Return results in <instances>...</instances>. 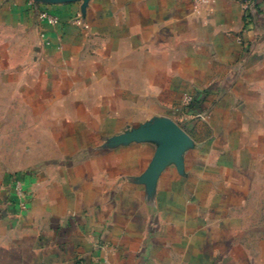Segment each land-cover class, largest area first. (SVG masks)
I'll return each instance as SVG.
<instances>
[{"label": "crops", "instance_id": "crops-1", "mask_svg": "<svg viewBox=\"0 0 264 264\" xmlns=\"http://www.w3.org/2000/svg\"><path fill=\"white\" fill-rule=\"evenodd\" d=\"M67 1L0 0V264H264V0Z\"/></svg>", "mask_w": 264, "mask_h": 264}, {"label": "water", "instance_id": "water-1", "mask_svg": "<svg viewBox=\"0 0 264 264\" xmlns=\"http://www.w3.org/2000/svg\"><path fill=\"white\" fill-rule=\"evenodd\" d=\"M155 137L163 142V150L165 153H175L176 149L182 147L187 138L185 135L171 122H164L160 127L159 132H154ZM159 135V136H157ZM121 140L128 139L127 137L119 138Z\"/></svg>", "mask_w": 264, "mask_h": 264}, {"label": "rangeland", "instance_id": "rangeland-1", "mask_svg": "<svg viewBox=\"0 0 264 264\" xmlns=\"http://www.w3.org/2000/svg\"><path fill=\"white\" fill-rule=\"evenodd\" d=\"M71 1L78 2V3L82 2L81 0H71ZM36 2H37V6H39V5L41 6V5H43L45 8H46V6H49V5H60V4H68V3H71V2H68L67 0H36ZM84 2H85V1H84ZM38 4H39V5H38ZM86 5H87V2L82 3V5H81V8H82L83 12H84V9H85ZM83 12L81 11V13L79 12V13L76 14L74 22L77 23V24L80 25V26L83 25V27H86V26L84 25V22L82 21ZM179 130H180V129H179ZM180 131H181V132L185 135V137L187 138L186 132H184V131H182V130H180ZM123 137H125V136H118V139H119V138H123ZM185 143H186V142H185ZM185 143L182 145L181 148L184 147Z\"/></svg>", "mask_w": 264, "mask_h": 264}, {"label": "built area", "instance_id": "built-area-1", "mask_svg": "<svg viewBox=\"0 0 264 264\" xmlns=\"http://www.w3.org/2000/svg\"><path fill=\"white\" fill-rule=\"evenodd\" d=\"M256 0H243L242 1V8L245 12H249L250 7L252 4L255 3ZM41 18H47L50 23L56 22V17L48 15L47 13L43 12L40 15ZM14 190L17 193V195H22V186L19 180H15L14 182ZM103 264H110L109 262L105 261Z\"/></svg>", "mask_w": 264, "mask_h": 264}]
</instances>
